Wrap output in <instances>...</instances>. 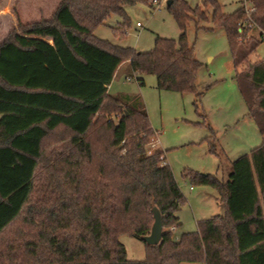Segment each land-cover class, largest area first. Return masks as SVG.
<instances>
[{
    "label": "trees",
    "instance_id": "obj_1",
    "mask_svg": "<svg viewBox=\"0 0 264 264\" xmlns=\"http://www.w3.org/2000/svg\"><path fill=\"white\" fill-rule=\"evenodd\" d=\"M59 1L51 18L20 22L0 43V264H264V141L230 162L225 181L184 172L215 187L224 210L177 237L171 228L181 225L184 194L166 153L150 148L157 133L148 113L108 91L129 62L135 74H155L159 89L201 98L202 62L187 25L208 22L211 5L248 115L264 136V59L253 60L264 42V0H247L250 16L244 5L226 13L219 0L193 8L173 0L179 38L157 36L147 52L95 31L117 13L124 34L126 8L153 0ZM154 207L164 235L149 245ZM124 234L144 241L145 259L127 257Z\"/></svg>",
    "mask_w": 264,
    "mask_h": 264
},
{
    "label": "rangeland",
    "instance_id": "obj_2",
    "mask_svg": "<svg viewBox=\"0 0 264 264\" xmlns=\"http://www.w3.org/2000/svg\"><path fill=\"white\" fill-rule=\"evenodd\" d=\"M169 1L173 0H160V9L155 4L153 7L147 3L130 5L126 8L130 25L125 28L124 34L115 28L122 21L117 13L107 24L99 25L95 34L98 38L113 44L132 46L140 52L153 49L157 36L178 40L181 29L168 9ZM186 1L192 8L203 7V0ZM56 2L0 0V43L20 22L51 18ZM219 2L226 13H233L245 4L250 5L245 0ZM205 10L209 16L208 22L201 21L199 28L193 21L187 25L188 41L194 45L196 57L202 62L197 72V86L203 91L201 98L198 99L197 94L190 91L161 90L155 74H135L127 62L120 65L108 87V91L118 94L129 105L145 109L156 130L157 136H153L150 148L165 151L167 162L174 170L184 194L177 214L181 225L173 231L177 237L184 232L197 231L200 219L211 218L224 210L215 187L192 183L184 172L193 170L215 174L225 181L231 171L230 162L251 153L264 141L256 121L248 115V106L238 88L225 31L213 25L211 5ZM137 22L142 26L138 27ZM257 59H264V42L258 46L253 57V60ZM212 136L213 143L209 141ZM213 144L216 150H213ZM121 241L125 244L129 259H145L146 249L141 238L124 234Z\"/></svg>",
    "mask_w": 264,
    "mask_h": 264
},
{
    "label": "water",
    "instance_id": "obj_3",
    "mask_svg": "<svg viewBox=\"0 0 264 264\" xmlns=\"http://www.w3.org/2000/svg\"><path fill=\"white\" fill-rule=\"evenodd\" d=\"M172 1L168 2V5ZM153 217H155V221L152 225L151 231L149 235L144 236L143 240L149 244H158L162 241L163 238V229H164V224H163V217L161 216V212L157 207L153 208Z\"/></svg>",
    "mask_w": 264,
    "mask_h": 264
},
{
    "label": "built area",
    "instance_id": "obj_4",
    "mask_svg": "<svg viewBox=\"0 0 264 264\" xmlns=\"http://www.w3.org/2000/svg\"><path fill=\"white\" fill-rule=\"evenodd\" d=\"M246 1H247V0H245V2H246ZM153 3H154L155 5H157V9H160V0H153ZM244 7H245V9H246L247 15L250 16L251 13L253 12L254 8L251 7V4H250L249 6H246V4H245ZM137 26H138V27H141L142 24H141L140 22H138V23H137ZM241 30H242V29H241ZM152 145L155 146V144H152ZM171 229L174 230L173 227H172Z\"/></svg>",
    "mask_w": 264,
    "mask_h": 264
},
{
    "label": "crops",
    "instance_id": "obj_5",
    "mask_svg": "<svg viewBox=\"0 0 264 264\" xmlns=\"http://www.w3.org/2000/svg\"><path fill=\"white\" fill-rule=\"evenodd\" d=\"M59 0H57V2L55 3V5H54V7H53V9L52 10H55V8H57V6L59 5ZM138 23V22H137ZM127 63H129V62H127ZM130 64V63H129ZM132 71V70H131ZM159 151H163V150H161V149H158ZM165 152V151H164ZM193 188V187H192ZM175 230V229H174ZM132 260V259H131ZM200 264H204V263H200Z\"/></svg>",
    "mask_w": 264,
    "mask_h": 264
}]
</instances>
